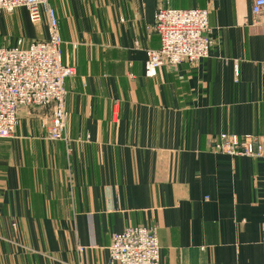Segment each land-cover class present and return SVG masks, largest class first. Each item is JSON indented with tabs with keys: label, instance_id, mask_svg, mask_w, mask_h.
<instances>
[{
	"label": "crops",
	"instance_id": "1",
	"mask_svg": "<svg viewBox=\"0 0 264 264\" xmlns=\"http://www.w3.org/2000/svg\"><path fill=\"white\" fill-rule=\"evenodd\" d=\"M66 80V140L26 108L0 139V264H108L111 236L157 227L160 264H264V160L211 151L221 133L264 144V25L251 0H48ZM207 9L208 57L144 76L156 10ZM48 37L0 11V47ZM78 248H83L80 252Z\"/></svg>",
	"mask_w": 264,
	"mask_h": 264
},
{
	"label": "built area",
	"instance_id": "2",
	"mask_svg": "<svg viewBox=\"0 0 264 264\" xmlns=\"http://www.w3.org/2000/svg\"><path fill=\"white\" fill-rule=\"evenodd\" d=\"M18 8L27 10L32 23L45 15L48 37L26 47L22 40L13 47H0V139L15 134L20 108H47L50 116L42 121L41 128L47 139L65 141V82L75 76L76 69L63 61L58 21L48 0H0L1 12L11 13ZM251 13L264 25V0H251ZM150 31L158 35L160 45L146 52V78H154L162 67L175 70L184 62L206 59L213 44L207 9L158 8ZM211 151L264 160L263 141L250 134L221 133L213 139ZM262 256L264 260V241ZM108 264H160L157 227L133 226L113 234Z\"/></svg>",
	"mask_w": 264,
	"mask_h": 264
},
{
	"label": "rangeland",
	"instance_id": "3",
	"mask_svg": "<svg viewBox=\"0 0 264 264\" xmlns=\"http://www.w3.org/2000/svg\"><path fill=\"white\" fill-rule=\"evenodd\" d=\"M29 111H32L34 113H36L37 115H48L49 114V110L47 108H30L28 109ZM49 116H46V118H48Z\"/></svg>",
	"mask_w": 264,
	"mask_h": 264
}]
</instances>
